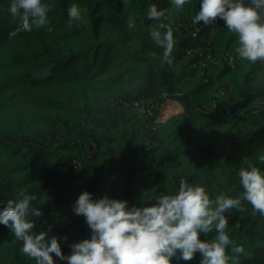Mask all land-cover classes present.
<instances>
[{"label":"trees","instance_id":"obj_1","mask_svg":"<svg viewBox=\"0 0 264 264\" xmlns=\"http://www.w3.org/2000/svg\"><path fill=\"white\" fill-rule=\"evenodd\" d=\"M42 2L53 6L48 22L20 31L11 0H0V208L21 191L35 195L43 215L34 230L51 228L68 256L91 236L73 212L83 192L139 207L175 194L183 179L213 200L237 198L241 167L264 172V62L238 56L223 20L193 23L202 0L182 10L171 0ZM73 4L82 21H70ZM151 5L173 18L171 66L149 31L167 20L148 19ZM242 207L225 213L227 234L244 248L238 264H264V216ZM22 246L0 224V264H35Z\"/></svg>","mask_w":264,"mask_h":264},{"label":"clouds","instance_id":"obj_2","mask_svg":"<svg viewBox=\"0 0 264 264\" xmlns=\"http://www.w3.org/2000/svg\"><path fill=\"white\" fill-rule=\"evenodd\" d=\"M190 0H171L182 10ZM52 5L42 0H11L9 13L20 21V31H31L48 22ZM70 21H82L81 11L73 4L68 9ZM150 20H167L149 31L154 43L162 48V61L174 63L173 18L165 10L151 5ZM223 20L229 32L238 38V56L251 63L264 62V0H202L193 23L210 26ZM129 28L135 21L129 18ZM15 35V33H12ZM191 54V53H189ZM154 55V54H153ZM264 162V156L259 157ZM243 193L237 198L219 194L213 200L203 186L181 180L175 194H161L149 205L129 207L128 201L110 199L105 195L93 199L89 192L81 193L74 206L76 216H83L91 229L89 239L70 245L65 256L60 238L49 232L37 233L36 221L43 215L33 207L37 199L24 191L17 199L8 200L0 208V224L8 227L22 241V253L35 264H55L54 256L67 264H172L173 258L191 261L200 253L201 264H238L243 246L235 245L227 234L229 226L225 213L244 211L242 201L251 204L254 213L264 216V172L251 161L239 171ZM215 230L214 239L202 241ZM67 240V237H64ZM231 247V255L228 247Z\"/></svg>","mask_w":264,"mask_h":264},{"label":"rangeland","instance_id":"obj_3","mask_svg":"<svg viewBox=\"0 0 264 264\" xmlns=\"http://www.w3.org/2000/svg\"><path fill=\"white\" fill-rule=\"evenodd\" d=\"M176 109V108H175ZM178 109V108H177Z\"/></svg>","mask_w":264,"mask_h":264}]
</instances>
